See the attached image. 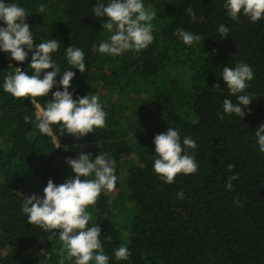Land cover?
Listing matches in <instances>:
<instances>
[{
	"label": "trees",
	"instance_id": "16d2710c",
	"mask_svg": "<svg viewBox=\"0 0 264 264\" xmlns=\"http://www.w3.org/2000/svg\"><path fill=\"white\" fill-rule=\"evenodd\" d=\"M168 1L142 0L156 13L153 41L114 57L97 51L107 34L91 15L96 0H15L26 10L34 43L60 42L54 58L62 71L65 47L85 52L86 70L73 69L69 91L73 99L97 95L106 116L103 128L83 138L58 135V147L24 122L34 112L29 98H13L0 88V264H72L52 231L27 224L22 195H39L49 179L60 184L74 175L66 158L91 152L94 159L99 151L115 161L117 181L88 206V226L100 227L108 264H264V153L253 133L264 123V19L250 22L241 15L233 21L224 14L223 0ZM189 6L194 18L184 11ZM220 23L229 28L222 39L216 32ZM178 27L200 39L185 46L173 35ZM30 58L31 53L20 63L0 52V83L13 67L30 74ZM237 62L254 72L244 93L253 99L242 119L234 114L221 119L228 94L219 71ZM170 68L173 77L167 79ZM54 90L36 98L41 107ZM169 126L196 142L198 164L196 172L177 174L171 184L152 170L153 137ZM233 173L237 179L229 191L224 184ZM122 244L128 259L117 262L112 250Z\"/></svg>",
	"mask_w": 264,
	"mask_h": 264
},
{
	"label": "clouds",
	"instance_id": "9594fccd",
	"mask_svg": "<svg viewBox=\"0 0 264 264\" xmlns=\"http://www.w3.org/2000/svg\"><path fill=\"white\" fill-rule=\"evenodd\" d=\"M224 14L233 21L240 16H246L250 22L264 19V0H223ZM41 4L38 11L44 12ZM184 11L194 18L192 8ZM155 11L146 8L142 0H96L91 8V15L100 20L101 29L107 34L106 39L97 45V51L109 56H120L127 51L139 52L153 41V26L151 21ZM24 7L15 0H0V52L9 54L11 60L23 63L31 53L27 69L13 67L14 72L3 76L0 88L11 94L13 98H29L34 107L33 114H25V123H32L43 135L50 137L58 145V135H71L83 138L103 128L105 116L97 95L86 94L73 99V91H69L70 82L75 76L73 69L84 73L86 70L85 52L72 44L64 48L63 59L67 66L62 68L54 58L60 42L56 38L35 42L33 31L26 22ZM216 32L222 39L229 36V28L220 23ZM173 35L177 36L185 46H191L199 40L198 34L183 28H175ZM51 69L50 71H46ZM59 77V79H55ZM219 77L226 84L228 95L222 101L223 119L226 115H236L243 118L244 111L253 97L244 94L249 82L254 79L250 65L237 62L234 66L225 65L219 71ZM218 88V85L214 86ZM51 97L45 99L43 106L37 102L38 97H47L51 89ZM234 97V101L232 99ZM57 126V127H53ZM56 129V134H54ZM255 146L264 153V123L253 131ZM155 155L152 170L164 183L171 184L177 174H192L197 171L195 160L197 145L190 136L181 137L179 130L169 126L167 131L153 137ZM189 150H193L191 153ZM66 164L74 175L62 183L55 184L51 179L42 189V193L22 195L20 211L25 216L27 224L35 225L43 232L52 231L62 243L67 256L72 258V264H108L109 257L105 253L101 240V232L97 223L88 226L92 214L87 210L94 205L102 191L111 192L116 184L115 161L106 152H98L92 158L91 152H78L76 158H66ZM230 171L232 165L228 164ZM237 179L233 173L225 181L226 190H232V181ZM178 199H183V192L176 193ZM239 206V201H234ZM59 230L58 232L56 230ZM44 260L48 253L40 250ZM129 249L120 245L112 250L115 261L127 260Z\"/></svg>",
	"mask_w": 264,
	"mask_h": 264
},
{
	"label": "rangeland",
	"instance_id": "374dc122",
	"mask_svg": "<svg viewBox=\"0 0 264 264\" xmlns=\"http://www.w3.org/2000/svg\"><path fill=\"white\" fill-rule=\"evenodd\" d=\"M169 2L171 3V0H169V1L167 2V4H168ZM175 3H176V1H175V2H172V5L175 4ZM152 10H154V8H152ZM171 70H172V68H170V71H167L166 74H164V75H165V78L169 79V78L173 77V75H172V76L170 75V74H171Z\"/></svg>",
	"mask_w": 264,
	"mask_h": 264
}]
</instances>
